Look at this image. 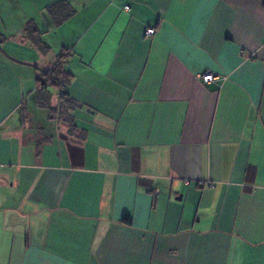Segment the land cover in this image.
<instances>
[{
  "label": "crops",
  "instance_id": "crops-1",
  "mask_svg": "<svg viewBox=\"0 0 264 264\" xmlns=\"http://www.w3.org/2000/svg\"><path fill=\"white\" fill-rule=\"evenodd\" d=\"M0 264H264V0H0Z\"/></svg>",
  "mask_w": 264,
  "mask_h": 264
},
{
  "label": "trees",
  "instance_id": "trees-1",
  "mask_svg": "<svg viewBox=\"0 0 264 264\" xmlns=\"http://www.w3.org/2000/svg\"><path fill=\"white\" fill-rule=\"evenodd\" d=\"M65 19L66 18H55L54 20L56 24H60L63 21H65ZM29 35L31 37V33H29ZM66 54L67 53H62L61 55H59L58 61L56 62V64L50 70L41 73L39 77L37 78L38 89L40 90V92L44 93V95H46L45 92L47 91L48 86L60 88L67 82V79H68L67 77L69 76L67 74H64V72L62 71V63L65 59ZM47 101H48V98L45 99V102ZM65 107L66 108H64L63 110L64 115H67L66 117H68L69 115L66 113L68 110L67 104ZM53 110L54 109H51V111ZM70 120H71L70 123H72L73 122L72 118H70ZM71 129H73V127H71ZM121 223L128 227L132 226L131 220L128 218L122 219Z\"/></svg>",
  "mask_w": 264,
  "mask_h": 264
},
{
  "label": "built area",
  "instance_id": "built-area-1",
  "mask_svg": "<svg viewBox=\"0 0 264 264\" xmlns=\"http://www.w3.org/2000/svg\"><path fill=\"white\" fill-rule=\"evenodd\" d=\"M124 9L126 11L130 10V8L128 6H126ZM154 33H155V30L153 28H150V29L146 30L145 34L147 37H151L154 35ZM201 78H202V81L205 83L212 82V81L216 80V77L211 73H206ZM186 183L189 184V182H186ZM200 185H202V183H200Z\"/></svg>",
  "mask_w": 264,
  "mask_h": 264
},
{
  "label": "water",
  "instance_id": "water-1",
  "mask_svg": "<svg viewBox=\"0 0 264 264\" xmlns=\"http://www.w3.org/2000/svg\"><path fill=\"white\" fill-rule=\"evenodd\" d=\"M180 199V198H179Z\"/></svg>",
  "mask_w": 264,
  "mask_h": 264
}]
</instances>
